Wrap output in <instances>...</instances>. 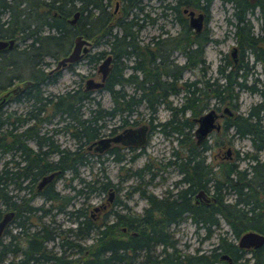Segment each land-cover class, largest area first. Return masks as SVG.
<instances>
[{
  "label": "trees",
  "instance_id": "trees-1",
  "mask_svg": "<svg viewBox=\"0 0 264 264\" xmlns=\"http://www.w3.org/2000/svg\"><path fill=\"white\" fill-rule=\"evenodd\" d=\"M158 1L161 14L172 13L173 19L180 23V29L174 35L151 36L142 41L138 31L145 21L155 20L144 10L143 0H119L114 11L110 8L111 0H0V38H14L11 48L0 50V92L9 87L4 86L10 83L11 78L18 82L27 78L32 80L31 85L9 99L28 100L30 104L26 111L14 114L4 104L0 106V215L8 206L18 209L27 202H22V197L18 202L16 199L9 201L10 190L19 192L24 184L35 181L37 175L55 168L60 172L69 169L76 175L77 165L85 163V158L79 154L73 159L67 158L69 152L64 147L59 148L55 142L52 143L48 135L39 134L43 125L51 123L56 116L55 122L60 124L53 126L51 132L70 131L77 143H82L98 135L100 128L104 127L99 120L105 117L121 116L123 112L128 114L141 102L148 113L162 104L171 111L172 117L166 123L168 128L179 133L180 121L174 117L177 112L172 111L166 96L168 93L181 89L184 93L180 109H188L191 115L196 116L211 104V96L217 97L216 102L236 108L240 91L248 89L257 92L259 100L248 107L246 115L232 118L230 123L235 136L249 139L253 151H245L242 155L257 158L258 151L264 148V87L246 83L247 65H242L244 71L237 73L224 61L216 66L214 76L205 75L204 45L216 39L205 30L191 31L182 13L183 7L198 9L199 4L207 7L211 0ZM236 2L232 12L236 18L233 24L236 43L241 49H247L254 59L261 60L262 36L258 34L255 37L244 13L238 15L241 5ZM76 9L79 15L71 23L68 18ZM244 9H241L242 12ZM76 34L88 38L92 45L106 43L109 47L107 52L111 54L112 65L99 88L108 92L111 100L109 107L101 106L88 94V90L80 86L50 96L41 88L43 83L54 81L57 75L47 74L45 57L57 60L67 54ZM167 48L168 53L181 51L184 62L178 64L164 54ZM104 52L98 50L88 57L95 62ZM223 57L228 59L226 54ZM124 58H130L131 62H124ZM185 67H198L199 76L193 81H180L177 71ZM125 68L129 69L126 74ZM126 84L132 86L131 91L125 90ZM137 90L140 91L138 96L135 95ZM88 101L94 106H87V114L82 116L81 107ZM254 109H259L262 114L252 115ZM222 138L221 142L228 139L225 136ZM29 139L34 140L36 149L28 144ZM43 147L45 149L41 150ZM49 153L60 155L54 162L39 157L46 154L47 158ZM13 155L19 158L10 161ZM37 158H40L41 164H37ZM219 164L213 176L219 182L213 190L217 201L211 208L189 204L185 193L177 195L180 199L174 198L166 203L162 199H152V195L139 189L140 194L150 200L142 213L128 211L115 214L114 222L106 223L99 216L95 219L89 216L86 210L66 209L69 198L51 190L49 199L44 201L54 202L56 212H66L73 225L66 228L50 225L40 219L46 213L45 209H42L41 215L33 214L32 206L27 203L25 211L28 215L19 217L16 222V226L22 228V234H13L12 238L8 235L9 239L4 241L0 239V264H210L211 255L214 258L223 252L231 255L236 246L226 230L217 233L216 243L208 249L209 255L198 252L199 247H195L194 252L178 248L177 238L170 229L171 225L178 223L183 212L195 221L197 228L204 230L202 238H208L218 226L213 215L215 211L221 214L227 230L234 237L247 228L243 207L247 200V188L256 178L264 182V167L259 163L253 164L252 174L249 175L246 167H238L237 163L220 161ZM83 182L89 190L96 189L97 181ZM252 185L256 187V184ZM81 192L82 188L76 190V193ZM231 193L234 195L232 200L227 198ZM32 223L36 225L30 226ZM261 230L264 232V224ZM4 236L6 238V234ZM49 242L53 244L48 246ZM9 252L12 257H8ZM232 261L220 259V264H238L239 259ZM244 261L240 260L239 264Z\"/></svg>",
  "mask_w": 264,
  "mask_h": 264
},
{
  "label": "flooded vegetation",
  "instance_id": "flooded-vegetation-1",
  "mask_svg": "<svg viewBox=\"0 0 264 264\" xmlns=\"http://www.w3.org/2000/svg\"><path fill=\"white\" fill-rule=\"evenodd\" d=\"M212 1L213 0L209 2V5L207 7H204L202 4H199L198 9L197 8L193 9L195 13L198 11L202 13V18L200 20L201 26H200V29H198L197 31H195L194 28L189 26L188 16L186 13L182 12L184 15L186 24L188 25L191 31L197 33V32L205 30L210 35L211 30L208 28V23L210 21L209 11H210V5ZM220 1L224 3H228L231 7L230 17L226 18V21H228V23L234 24L236 20L234 14L232 13L233 7L235 6L236 1L238 2L237 4L238 6L241 5L238 9V15L241 16L244 13V16L249 22V24H251V22H250V19L248 18V15L253 14V8L257 9V14L255 13V16L256 18L258 17L261 18L260 30L259 32L253 33V34L255 35V37H257L258 34H261L262 36L261 38L263 40V45H261V53H263L262 55L263 57L261 58V60L257 58L256 59L253 58V60H251V62L248 64L247 60L245 59V53L249 54L250 52L247 49H241L240 46H238V44L235 43V47H236L235 59H233L232 57H230V55H228L229 58L225 61H227L228 66L232 68L234 71H236L237 73L244 71L241 69L242 65H247L248 72H250L251 70H254V68H256L255 67L256 64H258L259 67H261L260 69H258V71H260L263 76V81H262L263 85L261 86L263 88L264 87V0H234L235 2L231 0H223V1L220 0ZM116 6H117V3L115 2L113 11L116 9ZM243 7H245V9L242 12L241 9H243ZM250 28H252V26H250ZM178 31L179 29L177 30L176 33H178ZM164 33H165L164 37L165 35H171V33H168L167 30H164ZM152 36L154 38L163 37V36H154V35ZM205 46L206 45H204V48ZM168 52H169V48L165 49L163 53L166 54L168 57L172 58L174 62H177V60H175L177 54H181V56L183 57V59L179 63L178 62L177 63L181 64L184 62L185 57L181 51L173 50L170 53ZM173 52H176L175 57L173 55ZM72 63L73 62H67L65 65L61 67H64L66 65H71ZM198 67H195L192 69L185 67L177 71L178 79L180 81L195 80L196 78H192L188 80L187 78H182V77L185 71H190L191 73H194L195 71H197L199 74ZM52 68L53 67L50 68L51 70L49 68L46 70L47 74L50 76L58 74V72L60 71L59 70L60 67L54 68V69ZM257 80H258L257 76L253 78V81H257ZM253 83L256 84V82H253ZM81 88L83 89L82 86ZM88 91H89L88 92L89 94L90 90ZM139 93L140 91L137 90L135 92V95L138 96ZM183 93L184 92L180 89L176 92H170L166 95L167 99L169 100L170 105L173 107L172 111L177 112L176 116L174 115V117L175 119L180 121L179 123L181 126V130L179 133H177L176 130L169 129L168 124H166L168 120H170L172 117L170 116L171 111L169 109H168L167 118L163 120H159V119H156V114L160 106L164 108L162 104H160L155 111L148 113L146 107L141 102L137 104L131 112L129 113L127 112L128 114L123 112L124 114H122L121 116L115 115V117H117L118 122L113 123L111 126H108L105 132H99L98 135L94 137L93 139L98 138L100 136L110 137L122 131L124 128H127V127L134 128V127H138L144 124L145 128L143 132L142 143H139V144L136 143L138 141L137 139H134L135 141L133 142L129 141L126 143L119 142V141H116V142L109 141L108 145L105 148H103L101 151H95L93 150L92 147H89V148L87 147V144H89L90 141H92L93 139L87 142H82V143L79 142L78 144L75 143L72 149H69L63 146L64 149L69 152V155L67 158L73 159L77 154H79L80 156L85 158V160H89V161L94 157V158H102L104 160H108V158H110L112 161L119 162L118 169L116 171L117 178L115 181L110 180V175L107 172L104 173L103 179H101L99 182L97 178L92 180V181L98 182V185H95L96 189L99 188L100 190H104L105 196H103L102 199L96 204H93V205L87 204L86 197L90 194V190L86 188L84 190L85 201L82 204H79L78 206H76L73 210H78V211L86 210L89 216L93 217L94 219L99 216L106 223H113L115 219V214L118 215L119 213H125L128 211L142 213L144 208H146L149 205V202H150L149 198H147V196L145 195L144 197L140 195L139 189H143V192L145 194L152 195V199H162V200H165V202L166 201L168 202V200L171 201L174 198L178 200L180 199V197H178L177 195L181 193L180 195L182 196L183 193H185V196H187L188 198L189 204L196 206L198 208L200 207L202 208L203 206L211 208V207H214L215 201H217L216 200L217 196L213 193V190L218 185L219 182L213 176H214L215 171L219 168L220 161H228L230 163L231 162L237 163V158L238 159L239 158H249V159H246L247 164L244 166L246 167V170H248L249 175L252 174L253 164L256 165L257 163H259L264 167V158H260L258 156L259 152L261 150H264V148L258 151L257 158H251L249 156H245L241 154L238 155L237 150L232 149L230 145L232 143L233 137L235 136V133H233V129H232L233 125L230 123V120L238 116L246 115L247 110L245 112H240L238 111L237 107L233 108L229 104H227L228 109H229L228 111H230V113H227V111H223V106L226 104L225 103L219 104L218 101L215 102L217 97L211 96L209 100L212 99L213 103L208 105L204 109H202L200 113L204 112L205 110L209 108H213L215 112L214 122L218 124V128L212 127L209 131L206 132L205 135H203V137L198 139L195 134V128H196L197 122L196 120H194V118L198 116L200 113L197 114L196 116H193L190 114L188 109H185V108L182 110L180 109V104L182 103ZM51 94H56V93H48L49 96ZM177 94H181L180 95L181 101L179 103L173 104L170 96L177 95ZM140 105H142L144 109L146 110V113H147L146 116H142L143 113L140 110ZM260 114L262 113L259 111V109H254V112H252V115H255V116H258ZM113 117L114 115L111 117H107V118L111 119ZM51 131H52V127L46 128L45 130L40 131L39 134L48 135L49 138L51 139V142L54 143L55 138L51 135ZM156 131L163 134V137H165L166 139H171L173 135L171 132L174 131V133L177 134L174 137L177 146H174L173 148H171L170 150L171 156L167 158H155L154 160L149 159V160L142 161L141 163L140 162L138 163L137 160L141 157L142 154L145 155L146 158H152L149 154L146 153L145 146L148 144V142H150L151 135ZM66 133L72 134V132L70 131H66ZM223 136L228 137V139H225V141L221 142V140H223L222 138ZM29 140L32 141L34 145V149H36L37 147H36V144L34 143V140L32 139H29ZM250 148H251V145H250ZM40 149L44 150L45 147L40 148ZM249 151H253V150H249ZM48 152H52V151H48ZM49 155H51V153H49L48 156ZM59 155L60 154H58V156L56 155V157L58 158ZM41 156H43L47 162H50V161L54 162V160L56 159V158H46V154H41L39 157ZM116 158H119V160H116ZM17 159L18 158L15 155L9 158L10 161H15ZM37 159H38L37 164L38 163L41 164L40 158H37ZM125 162H133V163L135 162L134 168L130 166H124ZM121 168H123V170H126V171H130L132 169L133 175H129L126 178H124L120 172ZM63 170L61 172L60 170H58V172L50 180H48L41 186H37V184L41 176L45 173L37 175L35 181L24 184V187H22V190H20L19 192H16L15 190L9 191V194H8L9 201L13 202V200L16 199L15 201L18 202L17 200H19V198L22 197L24 198L22 202L24 200H26L27 202L26 204L18 207V209L13 208L11 206H8L5 209V211H12V215L10 219L8 220V222L6 223L5 227L2 229L1 234H0V239L2 238L4 234H6V240L9 239L10 237L12 238L13 234H22V231H21L22 228L19 226H16V222L17 220L20 219L19 217L22 218L23 215H28L27 214L28 211L27 212L25 211L27 203H30V205L32 206L33 210L31 212L33 214L41 215L42 209L43 210L45 209L46 213L45 214L43 213L42 216L47 215L49 217L47 222L50 225H58L59 221L55 218V216H50V214L56 209L55 208L56 205L54 204V202L50 200L48 206H43V203L45 199H49L51 190L57 192L58 195H63L66 198H69L68 204L71 202L70 200L74 198V195L59 192V190L55 188V182H56L55 178L59 176L63 172ZM212 172H213V175H212ZM172 174H176V176L173 177ZM141 175L145 177L141 179ZM127 178L128 179L130 178V180L133 179V182L129 181L128 183H126ZM252 184H256V187L253 186ZM151 187L155 189L156 187H158V189L151 190ZM132 188H134L135 190L133 193H135L137 199L143 200V203L140 205L138 203V200H136V198L134 199V202L136 203V205H138V207L135 209L132 208V206L125 201L126 199L133 200V197H132L133 195H131ZM199 190H202V192H199ZM120 192L122 193V197L119 196ZM36 198H39L38 203L36 202ZM33 201H35V203H33ZM243 207L246 211L245 213V215L247 216L246 221L248 222L247 228L245 230L257 231L264 236V232L261 230V226H263L264 224V182L263 180H259L256 178L252 181V183L250 182V185L247 188V200ZM184 214L185 213L183 212L180 214V219L178 223L186 220L187 218L190 219L191 222L195 223V221H193V219L190 216H185ZM213 215L215 219L217 220L218 226L221 225L222 223L226 224L224 222L223 217L221 216L219 212L215 211ZM32 225H36V224L32 223L30 226ZM12 226L16 228L15 231H11L10 228ZM239 234L233 238V242L235 243L236 250H234L233 253L231 252V255L225 252L219 253L216 256V258H214V256L211 255L210 264H220V259H226L228 262L232 263L233 262L232 260L236 258L239 259V262L240 260H245L244 262H242V264H264V241H262L261 243L257 245L239 246L236 243V239L239 236ZM8 235H9V238L7 237ZM203 239H206V238H203ZM200 252H206L208 254L210 253V251L208 250L200 251ZM221 254H226L228 258L222 257ZM8 257H12L11 252L8 253ZM34 264H38V263H34Z\"/></svg>",
  "mask_w": 264,
  "mask_h": 264
},
{
  "label": "rangeland",
  "instance_id": "rangeland-1",
  "mask_svg": "<svg viewBox=\"0 0 264 264\" xmlns=\"http://www.w3.org/2000/svg\"><path fill=\"white\" fill-rule=\"evenodd\" d=\"M145 2L144 4V10L148 12L150 16L155 17V20L153 22L145 21L138 31V36L142 41H147L148 38L152 35L154 36H163L164 37V30H167L168 33H171V35L175 34L178 29H180V23L173 19V14L167 12L165 15L161 14V6L159 5L158 0H143ZM115 2L119 4V0H111L110 2V8L113 10ZM230 10L231 7L228 3L221 2L220 0H213L210 5V21L208 23V28L211 30L210 36L215 38L216 41H209L204 49L205 53V63L207 64V71L205 75H211L214 76L216 74V66L219 63H223L225 61L223 55L226 54L229 58V50L232 45L235 46L236 39L233 35V23H228L226 21V18L230 17ZM255 13L257 14V9L253 8V14L248 15V18L250 19L251 26H252V32L257 33L260 30V23L261 18H256ZM231 20V18H230ZM115 28H113V31ZM262 30V29H261ZM71 45V44H70ZM71 48V47H70ZM108 45L106 43H100L96 45L89 44V47L87 51L77 59L75 62H73L71 65H66L64 67L59 68L58 74L55 76L54 81L52 82H45L41 85V88L43 89L44 93H59L69 88H76L77 86H82L83 81L86 77L92 76L94 79H97L99 76V73L97 72V65L100 62L101 58L106 54L109 53L108 51ZM98 50L105 51L102 57L98 58L95 62L93 60H90L88 55L92 54ZM175 53L173 52V55L175 57ZM183 57L181 54H177L175 60L179 63ZM245 59L247 60V63L249 64L251 60H253L252 55L249 53H245ZM45 61L47 62L44 64V69L47 70L50 69L56 64V60H54L52 57H45ZM124 62L130 63V58H124ZM254 70H251L246 79L247 84L253 83V78L258 77V80L255 81L257 86H262L263 76L258 69H260L259 65L256 64ZM128 68H125L124 74L128 72ZM198 72L195 71L194 73H191L190 71H185L182 78L192 79L197 78ZM10 83L4 87L10 86L13 83L18 82L15 78H11ZM125 90L131 91L132 86L126 84L124 86ZM90 96L93 97V99L98 100L100 105L103 107H109L111 105V100L109 97V94L104 89H92L89 93ZM181 94L177 95H171V101L173 104L179 103L181 101ZM259 100V95L257 92H251L248 89H244L240 91L239 97H238V111L245 112L248 107ZM216 102V101H215ZM93 102H85L84 105L81 107V110L83 111L82 116L87 114V106H94L92 104ZM213 103L211 99V104ZM219 104H223L221 102H218ZM30 102L28 100L23 101H7L4 104V107L8 110H13L14 114H18L20 112H24L28 109ZM92 104V105H91ZM140 110L143 113L142 116H146V110L142 105H140ZM168 116V110L162 108L161 106L157 110L156 119L163 120L167 118ZM56 117L52 118L51 123L44 124L42 127V131L47 128H51L53 126H59L60 123H56ZM114 118V119H113ZM111 119H108L107 117L99 120V122H103L105 125L104 127L100 128V132H105L107 130L108 126H111L113 123H117V117H113ZM156 121V120H155ZM50 131V130H49ZM48 131V132H49ZM231 131V130H230ZM171 139H166L163 137V134L160 132H154L150 137V142L145 146L146 147V153L149 154L152 158H146L145 155H141V157L137 160V162L141 163L145 160H154L155 158H167L171 156V148H173L176 145L174 137L176 136L175 133H172ZM51 135L55 138V143L58 144L60 147H66L69 149H72L77 143V140L72 137L69 133H66V131H57V132H51ZM28 144L31 146H34L31 140H28ZM78 144V143H77ZM232 149H236L238 155H242L245 151L251 150L250 148V142L249 139L246 138V136L238 137L234 136L232 143L230 144ZM56 153H51L47 158H56ZM9 156V155H7ZM260 158H264V150H261L258 154ZM17 157V156H16ZM90 157V156H89ZM19 158V157H18ZM247 164L246 159L237 158V165L238 167H244ZM119 162L112 161L110 158L108 160H104L102 158H92L90 161L86 160L85 163L77 165V173L76 175H73L69 169H64L63 172L55 178V188L59 190V192L72 194L74 195V198L71 199L70 204L66 206V209H72L79 204H82L85 201L84 198V190L86 189L85 186H83L84 181H92L93 179L97 178L98 180L103 179L104 173L107 172L110 175V180H116V171L118 169ZM124 166H130L134 168L135 162H125ZM108 168V169H106ZM107 170V171H105ZM121 175L126 178L128 173L131 175L132 169L130 171L123 170V168L120 169ZM47 174V173H45ZM173 177L176 176V174H172ZM145 176L142 175L141 179ZM82 179V180H81ZM129 181L133 182V179L130 180V178L126 179V183ZM98 185V182L95 183ZM68 185V186H67ZM82 188L83 192L76 193V190ZM158 187L153 188L151 187V190H157ZM135 190L134 188L131 189V192L133 195L132 199H126L125 201L132 206V208H137L138 205L134 202V199L138 200V203L141 205L143 203V200L137 199L135 193H133ZM140 193V190H139ZM141 195V194H140ZM105 196L104 190L95 189L90 190V194L86 197L87 204H96L98 203L102 197ZM119 196L122 197V193H119ZM227 198L232 200L234 198V195L228 194ZM39 198H36V202L38 203ZM35 203V201H33ZM49 201H44L43 206H48ZM50 216H55V218L59 221L58 226L60 228H66L67 226L73 225L71 220L69 219V216L66 212H56L53 211ZM48 216L44 215L41 216L40 219L47 222ZM190 219H186L180 223H176L175 225H172L170 229L173 231L174 236L177 238V246L178 248L186 251V252H194L195 247H199L200 251H207L214 243L217 241V233H223L225 230L226 234L229 235L231 238H234L232 234L229 233L227 230L226 224H221L217 228H214V230L211 232L212 234L206 238H201L204 234V230L202 228H197L193 222H189ZM11 231H15L16 228L12 226ZM2 241L6 240L5 236H2ZM57 240H55V243H57ZM89 242L90 240L87 238L86 240ZM52 242L48 243V246L52 245ZM55 249H58V247H55ZM69 251V250H68Z\"/></svg>",
  "mask_w": 264,
  "mask_h": 264
},
{
  "label": "water",
  "instance_id": "water-1",
  "mask_svg": "<svg viewBox=\"0 0 264 264\" xmlns=\"http://www.w3.org/2000/svg\"><path fill=\"white\" fill-rule=\"evenodd\" d=\"M182 12L186 13L188 16V24L192 28H194L195 31L200 29L201 23L200 20L202 18L201 12H194L193 9H187L185 7L182 8ZM79 14V11L76 9L73 11L70 18H68V21L73 23L76 19L77 15ZM14 44V38H0V50L2 49H9ZM90 42L83 38L80 34H76L72 38V46L67 54L61 56L56 60V64L54 67L63 66L67 62H74L80 57H82L83 53H85L89 47ZM235 53H236V47L232 45L229 50V55L233 59H235ZM111 55L109 53H106L100 60V62L97 65V72L99 73V76L97 79H94L92 76H88L83 81V89L84 90H92L96 88H100L103 84V81L106 77V75L109 73L111 69ZM54 69V68H52ZM51 70V69H50ZM30 85L29 79H23L19 82H16L9 86L8 88L2 90L0 92V106L5 104L14 94L23 91L26 87ZM227 104L223 106V111H227V113H230L228 111ZM214 116L215 112L213 108H209L205 110L204 112L200 113L198 116L194 118L196 120V128H195V134L198 139L203 137V135L206 134L207 131H209L212 127L218 128V124L214 122ZM145 125L142 124L138 127H127L124 128L122 131L110 136V137H104L100 136L98 138L93 139L90 141L89 144H87V147H92L95 151H101L103 148H105L109 141H119V142H133L134 139H137L138 141L136 143H142L143 141V132H144ZM229 149V148H228ZM58 170H53L48 172L47 174H44L41 176L40 180L38 181L37 186L43 185L45 182L50 180ZM199 192H202V190H199ZM96 208V207H95ZM12 215V211H5L0 216V234L2 229L5 227L6 223L10 219ZM264 241V236L253 230H245L239 234V236L236 239V243L239 246H248V245H257ZM222 257L228 258L226 254H221Z\"/></svg>",
  "mask_w": 264,
  "mask_h": 264
},
{
  "label": "bare ground",
  "instance_id": "bare-ground-1",
  "mask_svg": "<svg viewBox=\"0 0 264 264\" xmlns=\"http://www.w3.org/2000/svg\"><path fill=\"white\" fill-rule=\"evenodd\" d=\"M81 35V34H80ZM83 38H85V39H87L89 42H91L88 38H86V37H84L83 35H81ZM110 54V53H109ZM55 66V65H54ZM53 66V68H59V67H61V66H58V67H54ZM27 79H29V78H27ZM30 80V85H31V83H32V80L31 79H29ZM57 170V169H56ZM53 171V170H52ZM44 175V174H43ZM5 212V211H4Z\"/></svg>",
  "mask_w": 264,
  "mask_h": 264
}]
</instances>
